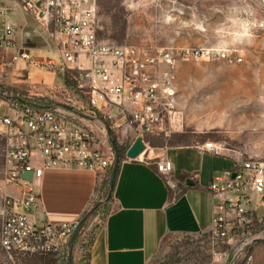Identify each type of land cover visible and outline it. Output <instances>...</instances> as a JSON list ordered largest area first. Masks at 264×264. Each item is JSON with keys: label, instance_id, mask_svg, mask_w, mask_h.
Masks as SVG:
<instances>
[{"label": "built area", "instance_id": "built-area-1", "mask_svg": "<svg viewBox=\"0 0 264 264\" xmlns=\"http://www.w3.org/2000/svg\"><path fill=\"white\" fill-rule=\"evenodd\" d=\"M13 12L32 17L46 50L57 57L27 52L14 37ZM97 23L98 0H0V104L7 109L0 112V248L9 258L63 255L77 225L78 220L32 219L30 210L40 198L33 180L45 170L79 168L103 178L115 160L119 130H133L142 139L172 131L177 109L171 55L151 46L101 42ZM17 59L58 74L61 82H32L27 68L16 67ZM10 77L21 79L28 90L9 85ZM196 147L224 152L215 141ZM155 166L174 187L171 162L158 158ZM22 172H31L32 180L21 179ZM9 186H21L22 196L8 195ZM208 188L211 224L200 235L212 264H251L253 247L264 242V158H237Z\"/></svg>", "mask_w": 264, "mask_h": 264}, {"label": "rangeland", "instance_id": "rangeland-1", "mask_svg": "<svg viewBox=\"0 0 264 264\" xmlns=\"http://www.w3.org/2000/svg\"><path fill=\"white\" fill-rule=\"evenodd\" d=\"M244 21L250 26V40L231 43L236 22ZM97 24L101 42L151 46L171 55L177 117L169 142L215 141L234 160L264 158V0H98ZM26 44L33 57H57L36 33ZM16 67L27 68L30 79L61 82L58 74L27 67L20 59ZM0 112H7L5 105L0 104ZM117 137L121 141L119 133ZM3 170L0 139V180ZM98 199L76 244L80 256L111 207L103 187ZM66 249L59 256L9 258L0 248V264H66ZM148 264L212 262L203 235H177L167 238ZM251 264H264V242L253 247Z\"/></svg>", "mask_w": 264, "mask_h": 264}, {"label": "crops", "instance_id": "crops-1", "mask_svg": "<svg viewBox=\"0 0 264 264\" xmlns=\"http://www.w3.org/2000/svg\"><path fill=\"white\" fill-rule=\"evenodd\" d=\"M12 14L14 37L23 47H29L26 41L35 33L42 37L31 16ZM41 80L44 82L42 76L31 79ZM53 82L51 77L49 83H44ZM9 85L28 90L19 78L10 77ZM118 133L119 145L125 150L137 136L133 130ZM143 139L146 148L137 159H120L111 207L94 228L85 260H81L77 245L74 246L73 264H148L167 238L200 235L210 227L213 198L208 186L215 174L234 165L233 157L226 152H201L196 147L200 144L169 142L170 135H146ZM158 158L171 162L174 187L157 172ZM101 179L86 169L45 170L41 178L33 180L40 198L30 210L32 219L55 224L79 220L95 202H100ZM5 191L14 198L23 193L21 186H9Z\"/></svg>", "mask_w": 264, "mask_h": 264}, {"label": "water", "instance_id": "water-1", "mask_svg": "<svg viewBox=\"0 0 264 264\" xmlns=\"http://www.w3.org/2000/svg\"><path fill=\"white\" fill-rule=\"evenodd\" d=\"M113 147H115V143L112 142ZM146 146L145 143L143 142V139L141 136L137 135L133 142L130 144V146L125 150L124 153V157L130 160H134L137 159L138 156L145 150ZM119 163V156L116 152L115 155V160L112 164L111 170L109 172V177H108V184L111 185L114 179V174H115V169L117 167ZM20 178L26 181H31L32 180V173L31 172H22L20 174ZM89 211H87L77 222L76 227L74 228L73 232L71 233V235L69 236L68 240H67V253H66V264H70L71 262V247H72V242L73 239L80 227V225L82 224V222L85 220V218L87 217Z\"/></svg>", "mask_w": 264, "mask_h": 264}, {"label": "trees", "instance_id": "trees-1", "mask_svg": "<svg viewBox=\"0 0 264 264\" xmlns=\"http://www.w3.org/2000/svg\"><path fill=\"white\" fill-rule=\"evenodd\" d=\"M113 141H114V138H113ZM116 152H117V154H118V156H119V161H120V159H122V158L124 157L125 148L122 147L121 145L116 144ZM117 169H118V165H117V167H116V169H115L114 179H113V182H112L111 185L108 184V177H109V174H108L106 177H103V178L101 179V186H100V188L103 187V188L108 192V196L110 197V199H111V193H112V190H113V186H114V181H115V177H116ZM110 170H111V168H110ZM110 170H109V172H110ZM98 206H99V203H98V202H95V203L92 205V207H91L90 210H89V213H88L87 217L85 218V220H84V221L82 222V224L80 225V227H79V229H78V231H77V233H76V235H75V237H74V239H73L72 247H71V252H72L74 246H75V245L77 244V242H78V239H79V237H80V231H81V229L84 228V225H85L86 221L88 220V218H90V217L94 214V212H95V210H96V208H97ZM92 235H93V234H92ZM91 238H92V236L88 239V242L85 243V252H84V254H83L82 257H81V260H85V257H86V254H87V249H88V246H89V243H90ZM66 248H67V247H66ZM66 248H65V249H66ZM66 250H67V249H66ZM71 254H72V253H71ZM43 255H52V254H43ZM71 258H72V256H71ZM71 264H72V262H71ZM81 264H84V262L81 263Z\"/></svg>", "mask_w": 264, "mask_h": 264}, {"label": "clouds", "instance_id": "clouds-1", "mask_svg": "<svg viewBox=\"0 0 264 264\" xmlns=\"http://www.w3.org/2000/svg\"><path fill=\"white\" fill-rule=\"evenodd\" d=\"M238 23V30L234 31L231 39V43H239L243 42L245 40H250L251 38V31H250V26L247 21L244 22H236Z\"/></svg>", "mask_w": 264, "mask_h": 264}]
</instances>
